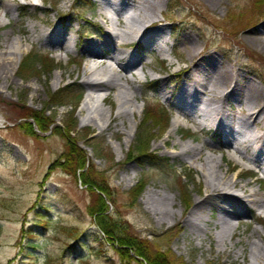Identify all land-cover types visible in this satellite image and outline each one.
Listing matches in <instances>:
<instances>
[{
    "label": "rangeland",
    "instance_id": "obj_1",
    "mask_svg": "<svg viewBox=\"0 0 264 264\" xmlns=\"http://www.w3.org/2000/svg\"><path fill=\"white\" fill-rule=\"evenodd\" d=\"M252 2L128 0L125 15L134 8L148 15L151 7L159 6V11L155 12L159 20L147 30H161L166 44L150 46L143 36L128 44L111 45L98 57L82 50L85 40L105 31L96 0H19L15 10L2 14L0 42L7 37L19 38L23 51L16 70L9 73L10 83L0 79V264H121L114 244L105 238L94 224L95 216L88 212L94 194L77 174H68L60 165L65 140L52 131L30 135L21 128L25 109L29 108L45 110L44 114L59 125L72 115L77 136L92 132V137L100 141L101 149L91 145L94 139L90 140V145L83 140L77 144L85 151L98 177L105 180L110 192L109 199L105 197L107 211L127 222L130 232L162 252L169 250L175 258L188 264H260L253 255L254 247L248 242L259 241L264 250V242L254 233L257 229L264 240V215L258 207L247 205L232 218L230 227L211 226L210 235L198 229H195L196 234L192 233L190 226L183 225V219L194 202L206 193L205 180L197 169L200 162L188 155L192 147L202 144L203 153H212L218 158L220 172L228 177L237 171L254 175V178L236 179L238 183L249 182L248 190L264 193V173L248 160L230 156L224 133L218 128L198 126L185 117L177 126H171L177 111L162 94L180 82L187 69L203 54L213 53L226 65L252 78L264 97V15H259L262 8L255 9ZM43 18L52 24L69 25V33L76 39L75 46L72 43L68 50L62 51L25 38L31 25L47 28ZM192 46L196 54L189 58ZM113 49L137 53L133 71L123 70L110 59ZM33 50L50 53L55 67L47 71V67L31 65V70L21 75L19 67ZM72 59L81 63H71ZM102 60L103 66L110 64L118 74L124 75L119 81L133 95L128 107L134 113L115 117L118 88L104 86L98 93L100 100L96 105L109 121L107 127L100 129L97 123L83 122L85 112H78V107L90 91L83 83L84 64L99 67ZM133 76L137 81L132 84ZM98 80L106 81L107 75L101 74ZM73 81L82 90L77 104L53 105L49 101L50 94ZM150 82L155 84L153 89ZM154 100L169 111L166 128L161 121L145 119L144 104ZM232 110L236 111L237 107L233 106ZM132 125V135L126 142ZM137 131L144 142H148L150 150L168 158L169 167L158 169L148 164L142 167L135 158L128 159L130 150H136ZM185 132L190 136L186 137ZM184 145L187 148L180 152ZM232 166L235 170L227 171ZM180 172L187 175L182 178L181 186L176 181ZM140 179L142 186L134 196L131 191ZM183 186L184 194L180 193ZM147 191L152 193L155 206L164 207L174 216L166 215L158 220L142 199ZM159 191L166 194L167 200L158 198ZM217 213L216 209L212 215L206 211L204 217L214 220ZM70 244L76 245L70 249ZM242 248L243 254H234ZM128 264L140 263L131 260Z\"/></svg>",
    "mask_w": 264,
    "mask_h": 264
},
{
    "label": "bare ground",
    "instance_id": "obj_2",
    "mask_svg": "<svg viewBox=\"0 0 264 264\" xmlns=\"http://www.w3.org/2000/svg\"><path fill=\"white\" fill-rule=\"evenodd\" d=\"M23 1L32 2V0ZM96 1L99 6L98 15L104 22L105 31L84 41L82 50L88 55L98 57L105 48L111 45L115 47L118 44H128L143 36L150 46L166 44V36L161 30H147L159 20L155 16V12L159 11L158 5L151 7L148 15L147 13L142 14L141 9L136 8L125 15L128 0ZM18 2L19 0H0V18L2 14L7 15L15 10ZM42 22L47 28L31 25L25 38L40 41L42 44L62 51L68 50L72 43L75 46L76 39L70 35L69 25L65 27L61 22L52 24L46 18H43ZM115 25H118V28ZM188 38L191 40L190 36ZM19 42V38L13 37H7L0 42V79L4 82L10 83L9 73L16 70L21 58L23 48L20 47ZM195 54L196 49L192 46V49L188 51V56L192 58ZM109 57L126 71H133L132 66L138 59L137 53H127L117 49H113ZM99 63L101 65L99 67H93L89 63L84 64L83 83L90 91L82 100L78 112H85L83 122L97 123V127L103 129L108 126L109 117L97 107L96 102L100 100L98 93L104 86L115 85L118 88L116 94L118 110L115 117L132 114L134 110L128 107L133 98L132 93L119 81L124 75L118 74L110 64L103 66V60ZM104 73L107 75V80H98L99 76ZM131 80L132 84L137 81L135 76ZM162 94L166 101L175 106L177 111V115L171 120V126H177L181 123V118L185 117L195 121L198 126L218 128L224 133L230 156L246 159L264 173V97L252 78L226 65L215 54L205 53L191 68L187 69L185 77L180 82L172 89L164 90ZM233 106L237 107L236 111L232 110ZM230 109L232 111H229ZM134 125L128 131L126 142L132 135ZM181 148L180 152L187 146L184 145ZM188 155L191 159L194 158L200 162L197 169L206 185V193L194 202V206L183 219V225L190 226L192 233L196 234L195 229H198V232L209 233L211 226L221 229L230 227L232 218L242 213L247 205L258 207L260 213L264 215V193L255 189L248 190L246 185L249 182L238 183L236 179L242 178L240 171L235 172L232 177L226 176L223 171L220 172L219 159L213 157L212 153H203L202 144L189 149ZM232 168L233 166L227 171ZM157 194L160 200H167L163 191ZM142 199L158 220L166 215L174 216L173 212H169L164 207L155 206L151 192L147 191ZM213 209L218 211L214 220L205 219V212L208 211V214L212 215ZM203 226L206 227L203 228ZM254 233H257L259 240L264 242L257 229ZM248 242L254 247V251H251L255 258L260 264H264V250L260 242L254 239ZM243 252L242 248L234 251V254L239 255Z\"/></svg>",
    "mask_w": 264,
    "mask_h": 264
},
{
    "label": "trees",
    "instance_id": "obj_3",
    "mask_svg": "<svg viewBox=\"0 0 264 264\" xmlns=\"http://www.w3.org/2000/svg\"><path fill=\"white\" fill-rule=\"evenodd\" d=\"M252 6L255 9H261L259 15H264V0H252ZM35 56L34 58L31 56ZM33 58V59H32ZM71 63H81L78 60L72 59ZM38 64L41 68L47 71H51L56 63L54 58L48 52H35L30 51L25 59L22 61L19 67V73H27L31 70V65ZM49 67V68H48ZM44 71L47 73V71ZM44 74V73H43ZM149 83L150 88L153 89L155 84ZM82 96V90L73 81L65 84L57 91L50 94L49 101L53 105H76ZM73 106V107H74ZM46 109V108H45ZM23 115L24 122L21 124V128L25 129L26 133L30 135H37L39 132L52 131L59 134L64 140V152L61 156L60 165L63 169L73 176L78 175L80 181L86 186L92 194H94V200L92 204L88 206V212L91 216H95L94 222L97 227L105 235L108 241L114 244L116 251L119 254L121 264H128L131 260H135L140 264H188L181 258H175L169 250L162 252L154 245L150 244L146 239L140 238L134 233L129 231L127 222L122 221L121 218L113 217L107 211L106 198L109 199L110 192L107 188L105 180L100 176L98 172L94 170V167L90 165L86 153L78 146V142L83 140L86 144L90 145L92 132H84L82 137L77 136L76 122L73 121L72 115L68 116L67 122L57 124L54 122L51 116L45 115L44 111L33 110L31 108L25 109ZM145 119H156L161 121L163 127L166 128L170 119L169 111L157 101L146 102L144 104ZM72 114V110L70 112ZM67 124V126L65 125ZM186 137L190 136L189 132L183 133ZM94 143L91 144L96 149H101L100 141L96 138ZM136 150L131 149L128 159L135 158L137 162L143 167L148 164L158 169H164L170 166L167 157L158 156L157 153L150 150L148 142H144L143 136L137 131L135 135ZM187 177L186 173L180 172L178 179H176L179 185H182V178ZM134 189L131 191L135 196L138 192V188H141V179L137 182ZM136 188V189H135ZM184 186L181 187L180 193L183 192ZM184 197V196H183ZM190 204V202H189ZM189 204L187 206H189ZM258 223H261L259 220ZM76 244L68 245V248L73 249Z\"/></svg>",
    "mask_w": 264,
    "mask_h": 264
}]
</instances>
